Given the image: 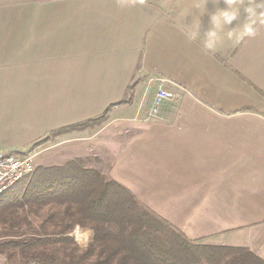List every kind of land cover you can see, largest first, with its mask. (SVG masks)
Listing matches in <instances>:
<instances>
[{
    "label": "crops",
    "instance_id": "0c3cea01",
    "mask_svg": "<svg viewBox=\"0 0 264 264\" xmlns=\"http://www.w3.org/2000/svg\"><path fill=\"white\" fill-rule=\"evenodd\" d=\"M200 2L0 0V151L56 141L64 161L108 156L107 173L187 237L264 258V23L209 53L207 14L187 36ZM151 74L182 94L149 113Z\"/></svg>",
    "mask_w": 264,
    "mask_h": 264
},
{
    "label": "trees",
    "instance_id": "16d2710c",
    "mask_svg": "<svg viewBox=\"0 0 264 264\" xmlns=\"http://www.w3.org/2000/svg\"><path fill=\"white\" fill-rule=\"evenodd\" d=\"M110 107L94 118L52 133L98 123L105 119ZM75 165L76 161L38 166L26 191L0 203V212L6 208L1 223L8 230L35 233L23 240L0 243V254L10 262L264 264V258L248 247L216 245L187 237L110 175L91 167L79 171ZM50 170V176L43 177ZM77 226L92 231L87 248H81L72 233Z\"/></svg>",
    "mask_w": 264,
    "mask_h": 264
},
{
    "label": "clouds",
    "instance_id": "9594fccd",
    "mask_svg": "<svg viewBox=\"0 0 264 264\" xmlns=\"http://www.w3.org/2000/svg\"><path fill=\"white\" fill-rule=\"evenodd\" d=\"M213 3L215 5L217 0H213ZM208 4L209 0H201L197 4V7L201 9L200 15L191 17V31L187 33L189 40H196L201 32L200 17L207 14L210 26L203 32L202 44L206 52L212 53L219 50L224 39L236 45L246 38L254 37L257 33L256 18L264 23V0H223V7L215 6L214 11L208 10ZM241 11L246 19L239 24H234L240 19Z\"/></svg>",
    "mask_w": 264,
    "mask_h": 264
},
{
    "label": "rangeland",
    "instance_id": "374dc122",
    "mask_svg": "<svg viewBox=\"0 0 264 264\" xmlns=\"http://www.w3.org/2000/svg\"><path fill=\"white\" fill-rule=\"evenodd\" d=\"M49 137L47 136L46 138L43 139L44 140H48ZM52 146H50L49 148L42 150L40 153L37 154V156L35 157V170H32L28 175L27 178L22 179L20 181H18L15 185H13L9 190H7V192H4L1 197H0V203L6 201L8 198H13L16 197L17 195L20 194V192L22 191H26V185L30 183V178H35L36 176V169L38 166H44V167H51V166H62L65 164H68L69 162H73L76 161L77 165H75V169L76 170H82L83 168H87V167H91V168H96L99 172L109 175L108 172V168H109V163H110V158L107 156H102V155H87V156H83V157H75V158H71L67 161H64L65 156H67L66 154V150H71L70 148L68 149H62V146H60V144H58L56 141L52 142ZM36 148H34L31 152H35ZM27 152V149L25 150H21V153H25ZM66 169L70 170L72 169L71 167H66ZM66 169L64 168V171H66ZM46 175H44L43 177H49L51 174V170L48 172H45ZM25 176V177H26ZM6 210V208L0 212V226H2L5 230L8 231V228H6L1 222H2V218L3 215L2 213H4ZM74 237L76 238L77 242L79 243V246L81 248H87L92 240V231L89 229H84V228H80V227H76L75 230L72 232ZM7 241H11V240H7ZM215 241V238L214 240ZM1 242H6V241H1ZM0 242V243H1ZM11 260L6 259V257L3 254H0V264H14L12 262H10Z\"/></svg>",
    "mask_w": 264,
    "mask_h": 264
},
{
    "label": "built area",
    "instance_id": "2783aa9c",
    "mask_svg": "<svg viewBox=\"0 0 264 264\" xmlns=\"http://www.w3.org/2000/svg\"><path fill=\"white\" fill-rule=\"evenodd\" d=\"M148 83L155 85V94L153 100V106L150 112L156 110V106L163 100H176L181 97V92L175 91L169 87L170 81L168 78L158 75L151 74L148 77ZM35 156L33 152L15 153L8 151H0V187H3L7 180L14 178L18 173L24 171V169L35 170ZM35 235L31 231L21 230H5L0 226V242L1 241H16L23 240L28 237Z\"/></svg>",
    "mask_w": 264,
    "mask_h": 264
},
{
    "label": "bare ground",
    "instance_id": "6f19581e",
    "mask_svg": "<svg viewBox=\"0 0 264 264\" xmlns=\"http://www.w3.org/2000/svg\"><path fill=\"white\" fill-rule=\"evenodd\" d=\"M32 169H24V171H21L20 173L17 174L16 177L11 178L7 180V182L4 183L3 187H0V196L9 190L13 185H15L18 181L23 179L26 175H28Z\"/></svg>",
    "mask_w": 264,
    "mask_h": 264
}]
</instances>
